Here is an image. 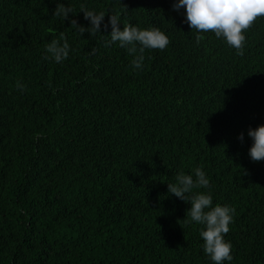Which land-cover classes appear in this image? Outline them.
<instances>
[{
    "label": "trees",
    "instance_id": "trees-1",
    "mask_svg": "<svg viewBox=\"0 0 264 264\" xmlns=\"http://www.w3.org/2000/svg\"><path fill=\"white\" fill-rule=\"evenodd\" d=\"M174 2L0 0V264H213L190 204L168 193L198 167L210 189L194 192L235 209L230 264H264V160L247 134L264 124V17L238 55ZM81 7L170 43L135 69L110 25L77 33L71 20L91 26ZM61 34L68 58L45 59Z\"/></svg>",
    "mask_w": 264,
    "mask_h": 264
},
{
    "label": "clouds",
    "instance_id": "clouds-1",
    "mask_svg": "<svg viewBox=\"0 0 264 264\" xmlns=\"http://www.w3.org/2000/svg\"><path fill=\"white\" fill-rule=\"evenodd\" d=\"M173 9L185 10V20L189 27L197 33H214L217 39L223 40L230 48L236 50L238 55H243L246 43V31L253 25L258 17H264V0H175ZM84 18L90 22L85 28L71 20V25L81 36L84 32L91 35L100 33L101 26H111L110 43L118 44L133 56L131 66L141 69L144 63V52L147 49L163 51L168 47L170 40L165 32L157 27L141 29L131 23L119 27V16L110 15L107 24L104 23L105 12H95L81 9ZM73 8L63 3L57 4L53 15L63 21L70 19L69 14ZM203 36L197 35L199 43ZM70 45L63 34L58 39H53L47 44L45 59H51L55 63L65 61L70 53ZM95 50H93L94 52ZM19 90L23 85L18 83ZM248 136L252 143L248 149V156L253 162L264 160V124L256 128L248 129ZM243 133L238 135L243 140ZM195 177V178H193ZM210 189V180L202 167H198L192 174L179 173L175 182L168 184V193L190 204L187 209L189 224L202 225L199 235L203 240V251L213 264H225L233 259L232 244L225 239L230 224L233 222L235 209L228 205H213L211 191L194 192V189Z\"/></svg>",
    "mask_w": 264,
    "mask_h": 264
}]
</instances>
